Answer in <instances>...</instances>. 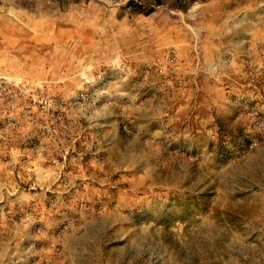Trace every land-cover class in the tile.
Masks as SVG:
<instances>
[{"label":"rangeland","instance_id":"1","mask_svg":"<svg viewBox=\"0 0 264 264\" xmlns=\"http://www.w3.org/2000/svg\"><path fill=\"white\" fill-rule=\"evenodd\" d=\"M254 111L264 0H0V264H264Z\"/></svg>","mask_w":264,"mask_h":264},{"label":"built area","instance_id":"2","mask_svg":"<svg viewBox=\"0 0 264 264\" xmlns=\"http://www.w3.org/2000/svg\"><path fill=\"white\" fill-rule=\"evenodd\" d=\"M175 64H176L175 57L174 56H170V57H168L165 60V63H163V64H161L160 66L157 67V70L164 74L167 71H169V69H171ZM249 116H253L256 119L255 122H254V125L264 135V111L260 112V113H259V111H254ZM263 141H264V136H263ZM251 146H253V144Z\"/></svg>","mask_w":264,"mask_h":264},{"label":"trees","instance_id":"3","mask_svg":"<svg viewBox=\"0 0 264 264\" xmlns=\"http://www.w3.org/2000/svg\"><path fill=\"white\" fill-rule=\"evenodd\" d=\"M130 2H133V1H130ZM151 10H152V11H150V13L153 12L154 9H151ZM150 13H149V14H150Z\"/></svg>","mask_w":264,"mask_h":264},{"label":"crops","instance_id":"4","mask_svg":"<svg viewBox=\"0 0 264 264\" xmlns=\"http://www.w3.org/2000/svg\"><path fill=\"white\" fill-rule=\"evenodd\" d=\"M213 1H219V0H213Z\"/></svg>","mask_w":264,"mask_h":264}]
</instances>
